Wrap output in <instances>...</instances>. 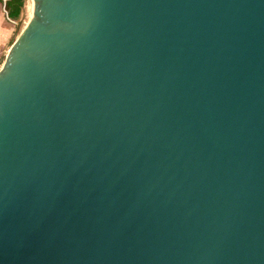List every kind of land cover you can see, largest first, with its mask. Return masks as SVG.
I'll return each instance as SVG.
<instances>
[{
  "label": "water",
  "instance_id": "95a60500",
  "mask_svg": "<svg viewBox=\"0 0 264 264\" xmlns=\"http://www.w3.org/2000/svg\"><path fill=\"white\" fill-rule=\"evenodd\" d=\"M33 1L0 264H264V0Z\"/></svg>",
  "mask_w": 264,
  "mask_h": 264
},
{
  "label": "rangeland",
  "instance_id": "374dc122",
  "mask_svg": "<svg viewBox=\"0 0 264 264\" xmlns=\"http://www.w3.org/2000/svg\"><path fill=\"white\" fill-rule=\"evenodd\" d=\"M5 2L6 0H0V67L3 64L6 58V53L10 47L11 36L15 33V31L19 34L29 20L26 7L20 20L11 19L5 8Z\"/></svg>",
  "mask_w": 264,
  "mask_h": 264
},
{
  "label": "trees",
  "instance_id": "16d2710c",
  "mask_svg": "<svg viewBox=\"0 0 264 264\" xmlns=\"http://www.w3.org/2000/svg\"><path fill=\"white\" fill-rule=\"evenodd\" d=\"M26 4V0H6L5 8L7 10L8 16L14 20H20ZM17 34L18 32L15 31V33L11 36L10 46L17 38Z\"/></svg>",
  "mask_w": 264,
  "mask_h": 264
},
{
  "label": "bare ground",
  "instance_id": "6f19581e",
  "mask_svg": "<svg viewBox=\"0 0 264 264\" xmlns=\"http://www.w3.org/2000/svg\"><path fill=\"white\" fill-rule=\"evenodd\" d=\"M26 8H27L29 18L32 17L33 11H34V1L27 0Z\"/></svg>",
  "mask_w": 264,
  "mask_h": 264
}]
</instances>
